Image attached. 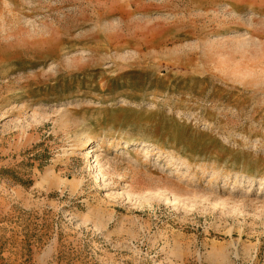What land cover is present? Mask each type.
Returning <instances> with one entry per match:
<instances>
[{
    "label": "rangeland",
    "instance_id": "obj_1",
    "mask_svg": "<svg viewBox=\"0 0 264 264\" xmlns=\"http://www.w3.org/2000/svg\"><path fill=\"white\" fill-rule=\"evenodd\" d=\"M0 264H264V0H0Z\"/></svg>",
    "mask_w": 264,
    "mask_h": 264
}]
</instances>
